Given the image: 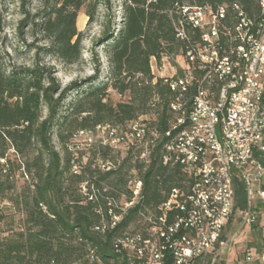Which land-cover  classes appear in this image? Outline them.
Instances as JSON below:
<instances>
[{"label":"trees","instance_id":"16d2710c","mask_svg":"<svg viewBox=\"0 0 264 264\" xmlns=\"http://www.w3.org/2000/svg\"><path fill=\"white\" fill-rule=\"evenodd\" d=\"M87 1L54 0V18L46 22V30L53 33L57 55L68 63L80 57L81 33L75 21ZM101 1L109 3V0H94V7L85 10L90 21ZM147 1L124 0L122 27L113 37L110 31L106 35L112 38L108 51L111 82L91 86L64 117L65 120L72 117L70 123L74 122V129L64 134L63 125L59 127L58 137L65 150L63 155L52 143L51 130L68 92L79 85L71 83L61 89L52 71L39 62L31 67L7 70L0 55V200L7 198L14 206L21 207L25 215L23 229L0 238V264H88L85 254L89 246L95 247L107 264H118L111 250L112 242L137 221L139 205L128 208L110 228L112 216L108 213L107 198H113L119 205L129 201L128 182L132 177H138L143 183L144 204L155 207L167 198L172 188L181 186L185 180L186 176L179 168L162 164L159 141L151 149L149 163L145 166L137 159L139 148L135 139L120 141L114 147L105 142L108 133L102 128L109 125L117 131V137H121L119 133L128 124L139 115L149 113L156 114L154 123L159 129L165 130L169 126L173 93L160 80L152 83L150 71L152 57L159 59L179 50L166 9L175 3L216 6L239 2L249 15H254L258 12V4L257 0ZM99 69V63L95 64L89 82L97 78ZM108 85L119 93L128 91L129 101L107 105L103 98ZM154 95L159 101L152 107ZM89 98V106H86L84 100ZM44 106L47 108L45 117L42 115ZM79 132H102L105 138L91 145L103 153L121 151L125 147L123 162L106 158L100 160V164L91 161L81 165L80 171H73L77 146L72 140L81 137ZM131 158L134 160L129 168L132 166L133 171L126 178L122 170ZM17 171L27 180L14 193ZM234 190L236 208L244 210L247 194L238 177L234 179ZM9 192L11 194L7 196ZM113 211L116 215L121 214L118 208ZM103 223L108 225L104 232L94 229Z\"/></svg>","mask_w":264,"mask_h":264},{"label":"built area","instance_id":"2783aa9c","mask_svg":"<svg viewBox=\"0 0 264 264\" xmlns=\"http://www.w3.org/2000/svg\"><path fill=\"white\" fill-rule=\"evenodd\" d=\"M257 4L254 15L239 2L175 3L165 10L179 50L152 57L150 71L152 83L160 80L173 93L169 126L159 129L156 114L149 113L128 124L121 137L109 125L102 129L114 147L135 139L145 166L159 141L162 164L179 168L186 178L155 207L144 204L138 177L128 182L129 201L119 205L107 198L110 228L139 205L137 221L112 242L118 264H217L227 243L224 230L238 210L236 177L247 194L241 224L255 222V193L264 204V0ZM158 101L154 95L151 106ZM107 226L94 229L104 232ZM258 257L264 259V252L245 253L246 260ZM85 260L107 264L91 246Z\"/></svg>","mask_w":264,"mask_h":264},{"label":"rangeland","instance_id":"374dc122","mask_svg":"<svg viewBox=\"0 0 264 264\" xmlns=\"http://www.w3.org/2000/svg\"><path fill=\"white\" fill-rule=\"evenodd\" d=\"M53 2L54 0H0V55L3 66L7 70L19 66L31 67L35 62H39V64L45 65L52 71V75L56 78L61 89L71 83L79 85L68 92L51 130L52 143L56 150L63 155L65 150L63 143L60 142L58 137L59 127H61V124L63 125L64 134H69L74 129V122L70 123L72 117H67L66 120L64 117L69 114L71 107L91 86L95 87L105 82H111V65L108 51L112 38H107L106 35L110 31L113 37L122 27L124 0H109L108 4L103 1L99 2L94 9V17L91 21L85 14V10L89 7H94V0H88L80 8L75 25L81 33V52L79 59L73 63H68L57 55L53 42V33L45 28L47 20L54 18ZM97 63L100 65L98 76L94 81L89 82L88 78L94 74V67ZM129 99L128 91L119 93L117 89L108 85L103 101L107 105L115 106L120 102H128ZM90 100L91 98L84 100V103L87 104L86 106H89ZM42 115L44 117L47 115L45 106ZM79 133L81 137H75L72 140L77 146L74 154L75 161L73 160L72 166L73 171H80L81 165L91 161L95 164H100V160H105L106 158L117 163L123 162L126 156L125 147H122L121 151L103 153L94 145H91L105 138L102 132ZM10 156L12 157L13 155ZM103 156L104 159L102 158ZM133 160L131 158V160L124 163L122 171H125L126 178L133 171L132 166L129 168V164L133 165ZM26 180L27 177L22 176L21 172L17 171L14 177V193L22 188ZM116 191L119 193L124 192L123 190ZM10 194L9 192L7 196ZM120 198L122 200L124 194L120 195ZM24 220L25 215L21 207L14 206L7 198L0 200V238L15 234L23 229ZM236 226V221L230 226V230L235 228L237 234L235 237H231L229 254L224 261L218 264H259L258 261L245 259V253L251 247H256L258 251H261L259 246H257L259 236L253 231L252 226Z\"/></svg>","mask_w":264,"mask_h":264},{"label":"crops","instance_id":"0c3cea01","mask_svg":"<svg viewBox=\"0 0 264 264\" xmlns=\"http://www.w3.org/2000/svg\"><path fill=\"white\" fill-rule=\"evenodd\" d=\"M261 185L264 188V175L262 177V181H261ZM252 203H253V210L255 213V222L252 225H248L249 227L252 226L253 227V231H255V233H257V235L259 236V241H257V246H259V249L261 251H258L256 247H251V251L254 253H262L264 252V204L261 203L258 198H257V194L255 193L253 198H252ZM241 213L240 210L238 209L231 222L226 226L225 230H224V235L225 238L227 239V243L226 245L223 246V248L220 250L218 259H217V264L219 262H222L226 259V256L229 254V244H230V240L236 236V231L235 228H233L232 230H230V226L233 225L234 221H236L237 226H244L241 224ZM236 226V227H237ZM232 237V238H231ZM248 261H258L259 264H264V259L263 258H254L252 260H248Z\"/></svg>","mask_w":264,"mask_h":264}]
</instances>
